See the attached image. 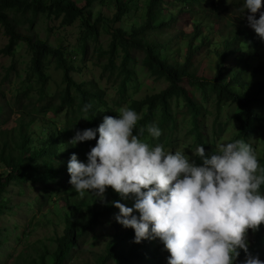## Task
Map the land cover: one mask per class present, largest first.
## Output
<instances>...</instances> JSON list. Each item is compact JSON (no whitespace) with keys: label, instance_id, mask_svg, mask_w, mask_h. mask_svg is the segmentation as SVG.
<instances>
[{"label":"rangeland","instance_id":"1","mask_svg":"<svg viewBox=\"0 0 264 264\" xmlns=\"http://www.w3.org/2000/svg\"><path fill=\"white\" fill-rule=\"evenodd\" d=\"M71 1L77 7L82 8L83 13L86 14L85 19L95 26L92 30L84 25L85 21L82 16L74 17L70 24H66L63 13L49 10L35 12L29 9L23 12L16 8L5 12L18 33L31 37L33 42L41 41L53 51L62 53L61 60L71 70L72 80L86 88L92 89L95 86L101 90L102 104L100 101L89 100L90 113L80 108L75 109L72 111L74 117L71 120L67 118L66 108L53 115L51 109L45 105L50 101L54 106L60 104V95L66 92H69L76 101L78 99L75 86H71L67 91L68 84L64 79V71L63 68L60 69L56 58L50 56L45 61L42 69L45 79L42 80L40 75L32 69L33 54L25 42L18 43L13 55L5 54L4 49L9 43V38L4 28L0 26V132L17 127L19 125L17 121L21 116L20 120H23V125L27 124V127H30L25 129L23 134L16 135L15 138L25 155L23 160L26 165L22 172L18 175L11 174V168L0 158V176L5 178L4 190L0 192V264L53 263V254L58 248L57 240L65 231L67 207L65 199L58 193L59 190H56L52 181H49L52 176L49 165L53 162L49 150L59 148L58 141L63 136L65 126L72 122L77 129L95 128L101 123L104 115L117 116L116 109L131 108L134 101H142L149 95L162 92L169 84L166 78L155 76L144 65L145 54L143 52L133 49L130 51V59L125 61L120 45L117 46L116 51L110 49L112 28L121 26L127 30L132 25L141 24L146 12L144 7L149 0H133V9L122 18L120 23L115 25L111 22L97 21V18L100 14L112 18L116 11L114 7L116 0L113 2L107 0L105 3H102V0H93L90 4L88 0ZM241 4L242 0H230V3L227 0H213L209 4L210 7H203V10L196 6L191 11H182L184 4L175 0H161L153 6L151 21L152 24L163 22V26L149 29L146 38L151 42L162 44L164 46H162V54L170 57L172 61L183 62L185 45L175 39L169 46L166 40L179 33L183 36L192 33L195 27L194 21L198 18L203 19L202 31L199 34L210 38L212 42L205 48L199 49L197 45L200 40H203V35L195 39L193 48L197 53L193 56V67L191 68H200L198 74H205L206 78H214L216 76L214 65L217 60L215 50L218 44L221 46L225 35L231 36L228 33L229 28L244 26V24L250 28L246 15L241 16L239 11ZM216 13L221 16L215 17V20L205 17L206 14L212 17ZM256 15L258 18L259 12ZM170 20L174 22L173 25H169ZM179 44H182L180 49ZM253 48L250 61L256 65L264 60V41L257 43ZM237 53H228L223 65L226 71L239 67ZM112 59L114 67L109 64ZM124 68L129 69L133 78L127 86V91H122L118 87L123 77V74L119 75V73ZM222 78L228 83L231 75L226 72ZM210 84L205 79L194 94L196 105L201 108L198 115L199 126L209 143L206 151L212 152L217 143L239 139V125L234 119L239 106L234 102L219 106L217 93ZM171 104L175 127L164 131L160 138L143 136L142 139L149 143H156L165 141L171 135L174 139H171L172 143L169 148L172 149L170 150L181 151L191 157V150L198 145L195 143L196 136L192 129V113L185 107L182 99L173 98ZM34 106H38V111L35 112ZM147 110L148 105L143 107V111L134 110L139 117L137 127L145 126L141 121ZM159 123L160 120L157 119L156 124ZM256 131L252 134L255 136L250 137L247 142L250 143L257 156L261 155L264 148V128L258 126ZM56 144L58 145L55 146ZM197 163H202V161L197 160ZM49 190L50 196H47ZM70 195V201L83 199L90 205V208L98 211L105 209L108 204L101 202L91 193L80 197L70 190ZM105 200L112 201L113 199L105 192ZM133 203L134 201L131 200L126 206L130 207ZM87 210L86 206L82 207L83 213L86 214ZM130 228L123 227L116 220L111 223H100L87 235L82 247L75 248L77 253L69 260V264H85L86 262L97 264L98 258L106 255L107 245L113 240L114 235L123 234ZM151 240L152 242L160 241L159 238ZM148 248L151 249L152 245L149 244ZM169 255L170 253H163L162 264H168ZM108 264L124 263L109 262ZM132 264L146 263L133 261Z\"/></svg>","mask_w":264,"mask_h":264},{"label":"trees","instance_id":"2","mask_svg":"<svg viewBox=\"0 0 264 264\" xmlns=\"http://www.w3.org/2000/svg\"><path fill=\"white\" fill-rule=\"evenodd\" d=\"M92 1L93 0H88V4ZM106 1L107 0H102V3ZM109 1L113 2V0ZM175 1L184 4L182 11H191L192 8L196 6H199L202 10L203 7H210L209 4L210 2L212 3L213 0ZM159 2H161V0H149L148 4L144 7L146 8V12L145 16H142L144 20L142 19L141 24L132 25L131 28L127 30L121 26L112 28L111 51H116L117 46L120 45L124 53L125 61L130 59L131 50L134 49L143 52L145 54L144 65L155 76L164 77L169 83L162 92L149 95L142 101H134L130 106L131 109L143 111V107L148 105V110L145 112L144 119L141 122L147 126L153 122L156 124V120L159 119L160 123L156 125L161 129V137L164 131L166 132L167 129L175 127V121L173 119L174 114L172 113L171 107L172 99H182L185 107L191 111L193 116L192 129L196 136L195 143L203 145L206 154L210 153L209 150L206 151V149L209 148L208 139L205 138L204 132L201 131L199 126L198 115L201 108L196 105L194 94V91L197 90L200 84L206 79V82L211 83V88L217 93V103L219 106H225L232 102L238 104L239 110L235 113L234 119L239 125V139L247 141L250 137H254L255 134H252L254 131L257 132L256 129L258 126L264 128V60L256 65L250 61L253 55L251 54L252 49H254L253 46L261 42L259 36L255 33L254 29L251 27L248 28L245 24L244 26L238 25L236 27H230L228 33L231 36L225 35V38L221 41V46L218 44L215 50L217 54V60L214 65L216 68V76H214V78H206L207 76L205 74H198L200 68H191L193 67V56L197 53L193 48L194 41L199 35H203L199 34L202 31L201 23H204L203 19L198 18L194 21L195 27H193L192 33L185 34L184 36L179 33L166 40L169 46L172 45L175 39H178L185 45L186 51L183 62L177 60L172 61L170 57L168 58L166 55L162 54V44L159 42H151L146 38V33L149 29L152 27L157 28L161 25L163 26V22H155V24H152L151 21L153 6ZM133 6V0H116L114 2L116 11L112 18L100 14L97 21L102 20L111 22L114 25L120 23L122 18L133 9ZM16 8L23 10V12L31 9L35 12L49 10L56 13H63L65 17L64 22L66 24H70L74 17L82 16L85 21L84 25L87 29L92 30L95 26L85 19L86 14L83 13L82 8L77 7L71 0H38L32 2H28L27 0H0V26L4 28V32L9 38V43L6 49H4V52L5 54L13 55L19 45L18 43L21 41L25 42L33 54L31 61L32 69L40 75L39 77H41L42 80L45 79L42 73L45 61L48 60L50 56L56 58V61L61 67L60 69L63 68L64 79L68 84L67 91L71 86H75L78 92V99L76 101L69 92L65 94L62 93V95H60V104L54 106L52 105V101L45 104L48 106L47 108L51 109L53 115L58 114L62 109L66 108L67 118L71 120V118L74 117L72 111L75 109L80 108L84 110L85 106H88L86 111L90 113L89 100H95L96 102L100 101L102 104L103 96H100L101 90L99 88L95 86L92 89L86 88L72 80L70 76L71 70L63 60H61L62 53L60 54L58 51H53L51 47H48L41 41L33 42L31 37L17 32V29L13 26L5 13L9 9ZM262 9L264 10V4L262 5ZM219 16H221L219 13H216L212 17L207 14L205 15L206 18H213L214 20L215 17ZM165 24H167V22H165ZM170 24L173 25L174 22L170 20L169 25ZM183 42L186 43L184 44ZM211 42L212 40L210 38L203 35V40H200L197 47L199 49L205 48ZM182 44L178 45L179 49L182 48ZM229 52H238L236 58L239 60V67L226 71L223 65ZM109 64L111 67H114L113 59L110 60ZM226 72L231 75V80L228 83L222 78V75ZM120 74H123V77L118 87L122 91H127V86H129V83L133 79L132 74L128 68L120 70L119 75ZM188 87L195 89L190 90ZM34 110L35 112L38 111V106H34ZM92 116H90L91 119H93ZM155 117H157V119H155ZM20 118L17 121V125L19 122L18 128L15 127L13 130L10 129L0 132V158L11 168V174L16 175L22 172L26 163H24L23 160V157H25L23 149L15 138L16 135L19 136V134L24 133L25 129L30 128L27 127V124L23 125V120H20ZM30 123H32V121H30ZM76 127L77 126L73 125L72 122L69 123L68 126H65L63 129V136L58 141L60 145L59 148L56 150H49L53 160L49 165L52 175L49 181H52L51 183L54 184L56 190H59L58 193L65 199L67 207L65 213V231L57 240L58 248L53 254L52 264H69V260L77 253L75 248L82 247V243L83 241L85 242L87 235L100 223H111L114 221L115 214L119 212V209L110 203L106 205L105 209L98 211L95 208H90V205L83 199L81 201L69 200L72 186L68 183L69 174L67 172V161L72 153H76L78 159L81 161H86V153L96 143V139L94 138L92 140L79 142L76 146L67 144V141L77 130ZM144 137H151L146 130ZM171 139L173 140L174 138L169 135L165 141L147 143L150 147L160 144L165 151H169L172 149L169 148L172 143ZM170 151L174 152V150ZM58 159H61V161L58 162ZM257 160L260 168H264V148L261 151V155H257ZM4 181V176H0V192L4 190ZM261 191L264 192V185L261 186ZM89 194L86 193L85 196ZM106 194L113 200L120 199L119 194L115 192L111 186L107 187ZM47 196H50V190ZM131 200L132 199L121 200V202L126 205ZM83 206L88 208L86 214L82 212ZM128 230L129 231L123 234L114 235L113 240L107 245L106 255L100 259L98 258L97 264H108L109 262L132 264L133 261H144L146 264H162L163 253L169 254L164 248L163 243L161 241L152 242V240L148 238L136 243L133 239L134 230L132 228ZM246 239L248 243V253L264 261V223H261L259 228L255 231L249 229L246 233ZM149 244L152 245L151 249L148 248ZM245 258L246 253L244 250H240L233 264H241ZM85 264L89 263L86 262Z\"/></svg>","mask_w":264,"mask_h":264},{"label":"clouds","instance_id":"3","mask_svg":"<svg viewBox=\"0 0 264 264\" xmlns=\"http://www.w3.org/2000/svg\"><path fill=\"white\" fill-rule=\"evenodd\" d=\"M262 4L242 0L239 11L264 41ZM115 111L117 116L104 115L97 127L77 129L67 141L76 146L96 139L86 161L76 153L67 161L72 190L117 207L115 220L134 230V242L159 238L170 253L168 264H233L240 250L246 253L241 264H264L248 253L246 239L249 229L264 223V168L250 143L220 142L207 154L197 145L189 157L160 144L150 147L142 139L145 130L155 139L161 129L154 122L137 127L131 108ZM108 186L119 200H105ZM128 199L134 201L130 207L121 202Z\"/></svg>","mask_w":264,"mask_h":264}]
</instances>
